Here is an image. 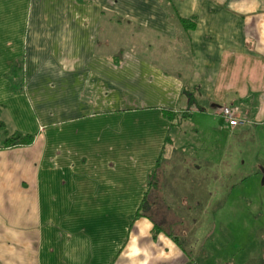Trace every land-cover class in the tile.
Segmentation results:
<instances>
[{
  "label": "crops",
  "instance_id": "1",
  "mask_svg": "<svg viewBox=\"0 0 264 264\" xmlns=\"http://www.w3.org/2000/svg\"><path fill=\"white\" fill-rule=\"evenodd\" d=\"M211 115L264 154V0H0V264H194L131 217Z\"/></svg>",
  "mask_w": 264,
  "mask_h": 264
},
{
  "label": "rangeland",
  "instance_id": "2",
  "mask_svg": "<svg viewBox=\"0 0 264 264\" xmlns=\"http://www.w3.org/2000/svg\"><path fill=\"white\" fill-rule=\"evenodd\" d=\"M218 119L172 128L159 187L142 209L194 264H264V154L219 131Z\"/></svg>",
  "mask_w": 264,
  "mask_h": 264
},
{
  "label": "trees",
  "instance_id": "3",
  "mask_svg": "<svg viewBox=\"0 0 264 264\" xmlns=\"http://www.w3.org/2000/svg\"><path fill=\"white\" fill-rule=\"evenodd\" d=\"M1 124V121H0ZM33 135L29 134V133H22L19 131H13L12 133H10L9 135H6L4 138V144L3 145H25L28 144L32 141ZM149 184H152L154 182L153 179H155V170L150 172L149 175ZM144 206V202L143 205L137 209V211L132 215L131 219L134 220L137 217L141 216L144 214V211L142 209V207ZM171 235V234H170ZM174 240L177 241V236L176 235H171ZM178 243V242H177Z\"/></svg>",
  "mask_w": 264,
  "mask_h": 264
},
{
  "label": "built area",
  "instance_id": "4",
  "mask_svg": "<svg viewBox=\"0 0 264 264\" xmlns=\"http://www.w3.org/2000/svg\"><path fill=\"white\" fill-rule=\"evenodd\" d=\"M240 108L235 104L223 103L220 106V114L227 120L230 127H234L238 123H242L244 118L239 114Z\"/></svg>",
  "mask_w": 264,
  "mask_h": 264
}]
</instances>
